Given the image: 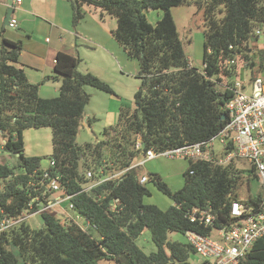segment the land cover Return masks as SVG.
<instances>
[{"label":"trees","instance_id":"16d2710c","mask_svg":"<svg viewBox=\"0 0 264 264\" xmlns=\"http://www.w3.org/2000/svg\"><path fill=\"white\" fill-rule=\"evenodd\" d=\"M73 21L85 16L84 6L100 9L117 21L113 35L130 59L139 66L141 86L135 94V107H122L118 122L105 128L100 141L79 144L77 136L90 102L87 86L113 93L108 84L91 73L79 71L81 59L58 53L53 78L61 82L59 95L42 98L40 84L31 83L20 65L21 43L4 39L0 57V149L18 156L19 168L0 163V221L25 216L33 184L43 177L42 157L25 154L24 132L49 128L52 132V175L73 195L75 211L89 229L63 223L52 213L41 214L43 226L32 229L24 222L0 233V264H19L16 247L27 264H192L196 255L188 242V232L211 236L217 229L236 221L232 205L243 202L259 208L263 194L240 199L244 171L238 162L219 165L189 162L184 186L173 191L160 175L152 174L156 187L174 205L162 210L144 204L151 193L140 183L138 158L148 150L157 153L209 142L227 124L223 116L242 69L251 79L264 76V48H256L259 29L264 24V0H199L205 6L203 70L192 66L171 14L173 7L189 0H71ZM224 6V10L220 7ZM162 11L152 25L145 11ZM225 12L223 18L218 12ZM145 148L137 149V144ZM125 171L118 181H110L85 192L90 182L86 173L99 178ZM253 171V170H252ZM117 201L112 210V201ZM205 211L215 217L212 226L192 222L190 215ZM93 232L99 235L95 238ZM151 233L158 250L146 254L137 239ZM178 233L186 241H170ZM238 264H264V240Z\"/></svg>","mask_w":264,"mask_h":264},{"label":"built area","instance_id":"2783aa9c","mask_svg":"<svg viewBox=\"0 0 264 264\" xmlns=\"http://www.w3.org/2000/svg\"><path fill=\"white\" fill-rule=\"evenodd\" d=\"M20 5L22 0H14ZM11 28L17 24L9 22ZM259 34V32H258ZM224 88L233 92V97L227 103V124L221 132L212 140L205 143L187 145L184 147L167 150L157 153L148 150L138 158L134 167L143 166L146 161L159 157L180 159L188 162L207 161L219 165H227L231 162L245 161L249 163L255 176L264 190V79L258 77L250 79L243 84L236 79L232 86L224 83ZM248 88L251 92H248ZM220 144V154L216 155L214 141ZM142 144H137L141 149ZM219 152V151H217ZM55 167V161H50L47 168L43 169V177L39 183L33 184L35 194H31L29 209L25 216L16 219L3 218L0 221V233L24 222L27 217L52 213L59 220L68 224L73 222L82 230L89 229V222L82 218L72 203L73 195L68 194L60 183L59 175H52L51 169ZM125 174V171L113 172L104 176V169H99V178H95L92 171L86 173L90 180L84 189L85 192L110 182L118 181ZM149 178L142 175L140 183L146 184ZM112 210L116 209L117 201H112ZM70 211L76 213L72 215ZM232 217L236 220L228 226L217 229L211 236H203L195 232L187 233V240L196 251V255L202 258L201 264H238L239 261L251 252L256 243L264 240V194L263 201L257 209L243 202H235L232 205ZM84 220L80 224L79 220ZM192 222H199L210 227L215 222V217L205 211L195 210L191 215Z\"/></svg>","mask_w":264,"mask_h":264},{"label":"rangeland","instance_id":"374dc122","mask_svg":"<svg viewBox=\"0 0 264 264\" xmlns=\"http://www.w3.org/2000/svg\"><path fill=\"white\" fill-rule=\"evenodd\" d=\"M208 1V0H203ZM220 10H224V6L220 7ZM147 20L155 25L162 17V11L149 10L145 11ZM171 14L175 21L178 33L183 42L186 55L188 56L192 66L194 68L203 70V54H204V42L205 32L207 25L205 21V6H200L199 0H189L185 5L173 7ZM225 12H218L217 16L223 18ZM258 41L256 48H264V24L257 29ZM92 66L100 67L104 72L100 77V80L105 82L113 90V93H107L97 90L93 87L87 86L86 92L90 94V102L85 109V116L77 136V142L84 144L86 142L100 141L103 139V131L105 128L114 126L118 122L119 111L122 107H135V94L141 86V79L139 78V66L135 59H130L125 52V60L119 59V66L117 69L112 66L107 60L102 63H93L89 61ZM102 65V66H101ZM104 65V66H103ZM244 66V65H243ZM241 64L242 69L240 76L237 78L243 84L247 83L251 79V71L247 70ZM264 79V76H261ZM251 92V89H247ZM91 117V124H88V118ZM35 130L28 132L27 145L28 151H35L42 154V167L47 168L50 164V155L52 154V134L50 129H41L38 134H35ZM3 143V138L0 137V144ZM215 154L220 156V144L218 140L214 141ZM219 151V152H217ZM0 163L7 164L10 167H16V172H22L19 168L18 156L12 155L2 148L0 149ZM239 167L244 171V182L239 189L240 199L245 200L249 196H256L259 193L264 194V190L259 184L254 171L249 163L245 161H238ZM189 166L188 161L180 159H171L166 157L155 158L141 166V175H146L149 178V182L145 185L149 189L151 195L144 198V204L155 205L162 210H167L174 205V202L165 194H163L151 180L152 174H158L162 180L173 191L180 190L184 186V172ZM70 213L76 216V213L70 211ZM25 223L32 229H39L43 226L42 217L40 214H36L27 217ZM80 224H84V220H79ZM95 238H99L96 232H93ZM170 241H186V238L178 233L169 234ZM137 245L146 253L151 254L158 250L157 246L152 240L151 233L141 235L137 239ZM14 253L19 257V264H27L21 258L19 250L16 247L12 249ZM190 262L192 264H201L202 258L199 255H192ZM101 264H115V262L104 261Z\"/></svg>","mask_w":264,"mask_h":264},{"label":"crops","instance_id":"0c3cea01","mask_svg":"<svg viewBox=\"0 0 264 264\" xmlns=\"http://www.w3.org/2000/svg\"><path fill=\"white\" fill-rule=\"evenodd\" d=\"M83 8L86 14L75 24L71 0H22L20 5L14 0H0V57L4 39L21 43L20 65L31 83L40 84L39 94L44 99L59 95L61 82L53 78L58 53L79 57V71L100 78L104 72L89 61L107 60L117 69L119 59L125 60V50L113 35L116 19L93 6ZM9 9H13L10 21L17 24L16 28L5 24ZM91 122L89 117L88 124ZM31 130L38 134L41 129L24 132L25 154L40 157L37 148L28 151L26 137Z\"/></svg>","mask_w":264,"mask_h":264},{"label":"water","instance_id":"95a60500","mask_svg":"<svg viewBox=\"0 0 264 264\" xmlns=\"http://www.w3.org/2000/svg\"><path fill=\"white\" fill-rule=\"evenodd\" d=\"M12 13H13V9H9L8 14H7V17H6V19H5V24H6V25L9 24V22H10V20H11V15H12ZM226 119H227V115L225 114V115L223 116V120H226ZM142 147L145 148V144H144V143L142 144Z\"/></svg>","mask_w":264,"mask_h":264}]
</instances>
